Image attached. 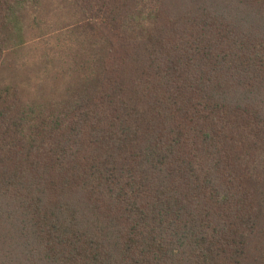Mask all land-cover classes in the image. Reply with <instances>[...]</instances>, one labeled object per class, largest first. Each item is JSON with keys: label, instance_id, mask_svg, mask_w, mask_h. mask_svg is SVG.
<instances>
[{"label": "trees", "instance_id": "trees-1", "mask_svg": "<svg viewBox=\"0 0 264 264\" xmlns=\"http://www.w3.org/2000/svg\"><path fill=\"white\" fill-rule=\"evenodd\" d=\"M72 1L55 72L0 0V264H264V0Z\"/></svg>", "mask_w": 264, "mask_h": 264}, {"label": "rangeland", "instance_id": "rangeland-1", "mask_svg": "<svg viewBox=\"0 0 264 264\" xmlns=\"http://www.w3.org/2000/svg\"><path fill=\"white\" fill-rule=\"evenodd\" d=\"M43 2L42 7L37 6V10L31 15V23L33 28L27 32L31 40L29 46L26 47L24 55L20 59H14V63L26 64L31 69H36L33 65L35 62L41 61L42 57L46 54L50 56H61L63 52L66 54L64 61L60 64V59L55 66V72H63L64 68H68L69 63H65L70 57V50L63 49L65 40L63 41L64 32L68 26L80 21L81 17L73 9V1L69 0L66 4L62 0H41ZM39 7V11H38ZM72 8V9H71ZM65 65V66H63ZM54 70V69H53ZM37 73L27 72V76L38 78ZM44 73H40L43 75Z\"/></svg>", "mask_w": 264, "mask_h": 264}]
</instances>
